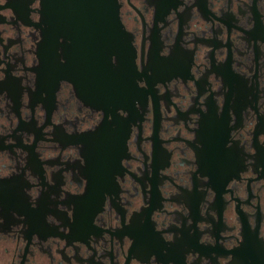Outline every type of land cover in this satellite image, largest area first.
<instances>
[{
    "label": "clouds",
    "instance_id": "1",
    "mask_svg": "<svg viewBox=\"0 0 264 264\" xmlns=\"http://www.w3.org/2000/svg\"><path fill=\"white\" fill-rule=\"evenodd\" d=\"M16 3L0 0L5 18L0 23V187L22 181L28 210L36 211L46 198L48 212L43 229L35 231L26 213L0 204V264H164L155 253L138 250L127 231L134 221L152 226L164 245L160 257H169L177 242L193 240L182 247V264H236L233 253L245 233L255 236L264 253V0H171L174 6L166 14L158 11L159 0H111L114 9L119 6L122 33L126 29L134 37L128 43L138 77L133 83L144 94L133 100L131 112L114 113L85 101L68 79L58 80L51 95L39 90L42 0H23L26 15L17 14ZM185 15L189 20L182 23ZM154 45L159 60L194 51L195 63L167 79L154 78L149 68ZM56 55L63 66L62 49ZM109 62L115 68L117 57ZM225 69L241 82L242 92L226 83ZM9 80L18 82L15 94ZM209 103L225 132L224 149L235 157L230 167L235 174L228 168L219 175L229 207L227 227L220 229L216 181L201 169L198 156ZM156 108L164 117L158 133ZM118 122L125 135L111 188L100 194L88 230L75 231L73 201L89 188L82 138L105 124L115 130ZM154 135L170 164L158 166ZM166 264L177 260L168 258Z\"/></svg>",
    "mask_w": 264,
    "mask_h": 264
},
{
    "label": "flooded vegetation",
    "instance_id": "2",
    "mask_svg": "<svg viewBox=\"0 0 264 264\" xmlns=\"http://www.w3.org/2000/svg\"><path fill=\"white\" fill-rule=\"evenodd\" d=\"M82 0H42V23L44 39L39 46L38 55L41 60L38 71L39 90L51 91L55 88L60 79L71 80L81 97L97 108H103L106 111H115L117 108H124L132 111L133 100L142 98L144 95L136 90L133 80L138 78L135 75L132 66L133 49L128 47L130 39H134L131 33L124 29L114 35L109 34V28L105 18L102 16V10L93 13L92 9L85 12L81 4ZM78 5V6H77ZM174 6L171 0H159L157 4L158 11L166 14L169 7ZM18 15H26V5L23 0H17L14 5ZM119 17V6H117ZM207 16V12H205ZM189 17H182V23L188 22ZM5 18L0 16V23H4ZM30 23V21H28ZM106 23V24H105ZM264 39V33L260 34ZM63 38L66 42L58 44V39ZM158 40V34L154 32V43ZM71 41V43H67ZM3 40L0 39V44ZM12 43V42H10ZM216 47L219 43L210 42ZM62 49V55L66 63L61 66L59 57L56 55L57 49ZM157 46L154 45L152 56L150 58L149 68L153 72L154 78L167 79L179 74L189 65L195 63V52L183 56L179 51L174 52L169 60H159L156 58ZM115 55L117 57V66L113 68L109 58ZM225 81L234 91L242 92V84L239 80L232 77L224 70ZM17 81L9 80L7 87L10 94L17 92ZM60 90L57 89V93ZM59 97L53 98L49 108L53 109V103ZM34 99H38V94ZM167 100V97H165ZM214 106L209 103V115L201 120V129L198 133V142L203 145L198 153L201 169L205 174L216 181V191L219 194L215 201V207L220 212V222L217 227L226 228V213L229 211L228 203L223 199L222 177L220 173L227 170L228 174L233 175L234 169L230 168L235 163V157L224 149L225 132L214 116ZM134 115V113H132ZM154 125L157 133L159 132L163 114L159 108L153 112ZM239 127H243L242 122L238 121ZM125 135V128L122 122H118V127L113 130L111 125H102L96 134L83 137L84 156L87 161V167L83 173L89 179V188L84 198L73 201L77 207L76 225L74 230L81 233L86 232L89 227V221L93 210L98 207L97 203L101 193L110 190L111 173L116 170L119 155L122 150V141ZM153 140L157 141L158 166H163L165 162L170 164V157L160 151V141L154 135ZM54 163V162H53ZM39 170V166H36ZM22 181L16 180L7 182L0 187V204L5 210H14L26 213L31 227L35 231L43 229V216L48 212V201L43 198L36 211H29L25 198L22 195ZM162 198V197H161ZM160 200H154V204L159 205ZM102 211V209H100ZM243 215L244 210L240 209ZM128 234L136 241L139 251L153 252L158 259L166 264L168 258H175L177 264H182L181 250L184 245H194L193 240L185 239L177 242V245L169 249V257H160L159 252L164 245L159 238L152 232V226L145 222L143 225L135 221ZM207 251V250H204ZM219 252V250H217ZM222 254V253H221ZM233 255L237 258L236 264H264V253H261L255 236L245 233L244 243L240 249L235 250Z\"/></svg>",
    "mask_w": 264,
    "mask_h": 264
},
{
    "label": "water",
    "instance_id": "3",
    "mask_svg": "<svg viewBox=\"0 0 264 264\" xmlns=\"http://www.w3.org/2000/svg\"><path fill=\"white\" fill-rule=\"evenodd\" d=\"M80 3L79 6L86 10L85 12L87 13L92 9L93 13L98 12L101 16L99 11L102 10V16L108 24L110 36L121 32L116 21V17L118 18L117 8L114 9L111 0H82Z\"/></svg>",
    "mask_w": 264,
    "mask_h": 264
}]
</instances>
